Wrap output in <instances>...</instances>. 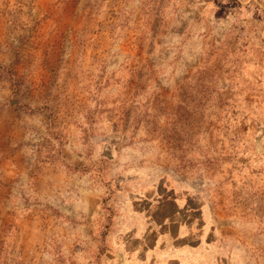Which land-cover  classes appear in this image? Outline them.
<instances>
[{
    "label": "rangeland",
    "instance_id": "374dc122",
    "mask_svg": "<svg viewBox=\"0 0 264 264\" xmlns=\"http://www.w3.org/2000/svg\"><path fill=\"white\" fill-rule=\"evenodd\" d=\"M0 264H264V0H0Z\"/></svg>",
    "mask_w": 264,
    "mask_h": 264
}]
</instances>
